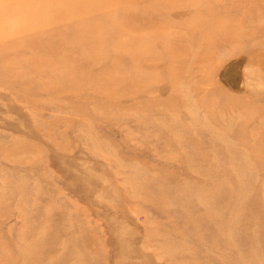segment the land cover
<instances>
[{
  "label": "rangeland",
  "instance_id": "1",
  "mask_svg": "<svg viewBox=\"0 0 264 264\" xmlns=\"http://www.w3.org/2000/svg\"><path fill=\"white\" fill-rule=\"evenodd\" d=\"M162 1L0 0V264H264V0Z\"/></svg>",
  "mask_w": 264,
  "mask_h": 264
},
{
  "label": "bare ground",
  "instance_id": "2",
  "mask_svg": "<svg viewBox=\"0 0 264 264\" xmlns=\"http://www.w3.org/2000/svg\"><path fill=\"white\" fill-rule=\"evenodd\" d=\"M160 1H162V0H160ZM202 1H206V0H202ZM241 1H246V0H238L237 4H239ZM254 1H253V3H259L260 2L258 0H257L258 2H254ZM123 2H124V0H121V3H123ZM251 4H252L251 2L246 3L245 4L246 9H251ZM162 5H165V3L163 1H162ZM205 10H207V9H205ZM236 11H237V9H236ZM236 15H239V11L236 13ZM223 16H228V15L225 12L221 11V10L218 11L217 8H216V9H213V10L205 13V18L197 21L198 30H200V32H202V35L205 37L207 42H212L215 39H220V38L223 39V40H227L228 39L229 33L224 31L225 28H228V27H226L225 26L226 24H224V22L222 21ZM250 16H252V13H250L246 17H244L243 14H240L239 17H238V22L235 25L236 28H241L243 26L241 24V21H240L242 19H244V20L251 19V21H252L253 19L250 18ZM253 34L255 35L254 32H253ZM123 60L124 61H129L127 58H125V59L123 58Z\"/></svg>",
  "mask_w": 264,
  "mask_h": 264
}]
</instances>
